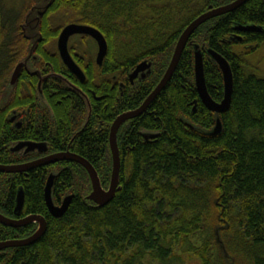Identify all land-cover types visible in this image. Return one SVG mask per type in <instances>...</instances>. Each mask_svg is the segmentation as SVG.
Returning a JSON list of instances; mask_svg holds the SVG:
<instances>
[{
  "label": "trees",
  "instance_id": "16d2710c",
  "mask_svg": "<svg viewBox=\"0 0 264 264\" xmlns=\"http://www.w3.org/2000/svg\"><path fill=\"white\" fill-rule=\"evenodd\" d=\"M231 1L55 0L42 17L44 41L37 47V62L45 72L53 69L88 95L89 119L85 124L82 97L57 78L43 82L47 103L32 99L22 127L11 126L5 108L11 100L24 101L18 96L6 102L0 98V163H22L40 155L12 152L18 141L46 142L48 153L71 151L88 159L107 187L112 121L136 109L156 86L185 27L211 5ZM61 5L67 11V24L94 26L108 42L102 65L90 50L80 53L69 45L86 76L83 82L63 63L57 47L51 51L43 46L47 37L56 38L58 31L44 24L50 25L51 12ZM16 6L0 0V84L27 48L21 31L24 21L20 24L22 7ZM195 43L203 51L213 48L222 54L233 71L231 105L220 115L223 128L215 135L207 133L215 125V114L196 89ZM262 46L264 0H248L192 34L165 89L141 115L119 128L120 185L102 207L88 199L90 178L77 162L62 160L27 172H0V212L16 215L22 187V215H42L48 223L34 244L1 250L0 264H179L186 254L198 257L200 264H264V76L247 59ZM143 60L154 61L153 71L133 85L129 74ZM204 73L209 94L221 101L223 74L207 53ZM29 78L34 88L38 80ZM145 131L156 136L145 139ZM52 171L57 173L55 203L73 194L61 217L50 214L44 198ZM36 228V223L16 228L0 223V241L27 237Z\"/></svg>",
  "mask_w": 264,
  "mask_h": 264
},
{
  "label": "water",
  "instance_id": "95a60500",
  "mask_svg": "<svg viewBox=\"0 0 264 264\" xmlns=\"http://www.w3.org/2000/svg\"><path fill=\"white\" fill-rule=\"evenodd\" d=\"M55 0H39L36 2L27 12L24 22L22 23V34L23 36L31 40V44L29 47L28 54L23 57L14 67L13 72L9 78V89L14 87L24 70H27L29 74L35 75L39 74V80L36 86V95L39 99L46 102L44 93H43V82L49 78H57L63 81L68 85L70 90L78 93L82 99L85 101L87 107V117L85 120V124L87 123L90 112H91V104L90 98L88 95L75 83L69 81L67 78L62 76L59 73L54 72L52 69L51 73L46 75L40 74L38 69H34L30 67L29 60L32 58L36 60L39 56L36 53L38 44L43 39V34L41 32V21L42 17L47 11L48 8L52 6ZM248 0H233L230 3L221 5V6H210L208 10L199 14L196 18H194L181 32L177 42L175 44L173 54L168 63V66L156 84V86L152 89V91L148 94V96L142 101V103L133 110H128L120 113L116 116V118L112 121L110 126L109 133V146L112 155V171L110 182L107 188L102 186L99 174L93 164L86 159L85 157L73 153L71 151H60L55 153H47L42 157L36 158L31 161L22 162V163H14V164H1L0 163V172L1 173H18V172H27L35 167L53 164L62 160L74 161L81 164L87 171L90 182H91V191L88 195V199L92 200L97 206L102 207L108 204L115 196L116 191L120 185V170H121V157L120 150L117 140V133L121 125L129 119L138 117L141 115L150 104L157 98L160 92L165 89L169 81L171 80L182 53L189 43V40L192 34L205 22L216 18L225 13L236 10ZM76 34L88 35L92 37L98 46V51L96 55V62L98 65H102L107 53H108V42L104 36V34L94 26L81 24V23H68L66 24L59 33L57 39V47L60 54V57L63 63L69 68V70L75 74L80 81H84L86 76L82 70V68L77 64L74 60L73 56L69 51V40L72 36ZM194 47V77L196 89L199 94V97L202 103L206 106L208 110L215 114V125L211 130H209V134L215 135L219 134L222 131L223 125L221 121L220 115L227 110H229L232 94H233V86H234V77L231 65L227 58H225L222 54L214 50L213 48H207L203 51L199 44H193ZM204 53H207L211 59L219 65L224 80V97L221 101L214 100L209 91L207 89L206 81H205V73H204ZM153 71V62L150 60H143L139 62L136 67L130 72L129 79L131 83H134L136 79L143 80L148 77ZM143 136L145 139H149L156 136V133L151 132H143ZM49 150L48 144L46 142H35V141H18L11 146V151L16 153H21L24 155L32 154V153H46ZM57 178V173L52 171L47 178L45 188H44V198L47 205V208L50 214L54 217H61L67 208L69 207L71 200L73 198V194L66 195L60 204H56L53 197V186L55 180ZM25 200V194L22 187H19L16 204L14 212L16 214L15 217L7 216L0 212V223L5 226H10L13 228L26 226L31 223H36V230L29 236L24 238H16V239H7L0 241V251L10 248V247H19V246H27L34 244L37 242L46 232L47 230V220L44 216L38 214H29L24 217H18L22 214L23 205Z\"/></svg>",
  "mask_w": 264,
  "mask_h": 264
},
{
  "label": "rangeland",
  "instance_id": "374dc122",
  "mask_svg": "<svg viewBox=\"0 0 264 264\" xmlns=\"http://www.w3.org/2000/svg\"><path fill=\"white\" fill-rule=\"evenodd\" d=\"M9 4H14V2H16L18 4V6H16L17 8L22 7V11L19 12V15L22 16V19H20V24L24 21L25 16H26V12L39 0H6ZM67 13L66 10H64V8L62 7V5L57 8L56 10H54V12H51V15L53 16L54 19H52L50 25L49 23H45L44 27L46 29H48L47 27H49V30L53 29V32L56 30L58 31V33L56 32V38H50L47 37L46 38V43H44L43 46H45L46 48H48L51 51H54L57 47V39H58V35L61 31V28L64 27L67 23H66V17L65 14ZM72 21V20H70ZM59 27V28H58ZM44 28V29H45ZM21 30V28H20ZM234 38V37H233ZM26 39V38H25ZM31 44V40L27 39V43L26 46L27 48H25V52L24 55L19 59V61L25 57L28 54L29 51V47ZM71 46H74L75 48H78V52L83 53L85 50H90L91 53L96 56L97 53V44H95V41L92 40L91 38H89L88 36H82V35H77V36H73L70 40V44ZM243 47L241 46L242 50ZM38 53V52H37ZM248 56V62H250V64L253 66V68L256 69L257 73H259L260 75L264 76V47H260L259 49H257L256 51L250 53L247 55ZM17 61L12 70L10 71L9 75L6 77V79L0 84V90H2L1 96L0 98H2L3 102L8 101L9 98L13 99V97L20 93V90H22V96H25L26 99L34 93V89L32 87V80L29 78H24L23 79V86L20 87L18 85H15L12 88H8L9 87V78L13 72L14 67L16 66V64L19 62ZM153 61V60H152ZM154 63V61H153ZM30 67L31 68H35L36 64L33 63V60H30L29 62ZM38 68H42L43 64L40 62L39 65H37ZM154 68V67H153ZM36 85V83H35ZM10 116V115H9ZM174 264V263H173ZM179 264H200V260L198 257H196L195 255H188L186 254L184 256V260L182 261V263Z\"/></svg>",
  "mask_w": 264,
  "mask_h": 264
},
{
  "label": "flooded vegetation",
  "instance_id": "af4514ba",
  "mask_svg": "<svg viewBox=\"0 0 264 264\" xmlns=\"http://www.w3.org/2000/svg\"><path fill=\"white\" fill-rule=\"evenodd\" d=\"M41 28V27H40ZM42 32V31H41ZM42 34H43V32H42ZM92 38V37H91ZM93 39V38H92ZM94 40V39H93ZM43 41H44V36H43V39H42V41L40 42V43H43ZM95 41V40H94ZM39 43V44H40ZM46 43V42H45ZM39 44H38V46H39ZM44 45V44H43ZM58 48V47H57ZM97 50H98V47H97ZM36 53H37V51H36ZM96 55H97V53H96ZM30 60H33V63L34 64H36L35 66V68L34 69H38L39 71H40V74H42V75H46V74H48V72H45V66H43L42 68H38L37 67V65H39L40 64V62H37L38 60H39V57L36 59V60H34V59H30ZM30 60H29V62H30ZM29 64V63H28ZM51 71V70H50ZM50 73V72H49ZM29 76H31V77H36L37 78V80H39V74H35V75H31V74H29L28 73V71L27 70H24L23 72H22V74H21V76H20V78H19V80H18V83L16 84V85H18V86H20V87H22L23 86V79L24 78H29ZM24 77V78H23ZM29 79H31V78H29ZM130 81V80H129ZM20 83V84H19ZM37 83H38V81H36V86H37ZM120 84L124 87V85H125V83L124 82H120ZM131 84H133V85H135L136 84V82H134V83H131ZM36 86H35V89H36ZM22 90H20V93H18V94H16L14 97L15 98H17V96L19 97L18 99L19 100H23L24 102H22V103H19V104H13V101L11 100V101H9V102H11V103H9L8 104V106L5 108V110H8L7 111V117H8V120H9V123L11 124V126H16V127H22V125L26 122V120H27V115H30L29 113L31 112V108H32V103H30L31 102V100L33 99V101L34 102H42L43 103V101H41L38 97H37V95H36V92H35V98H33V96H32V94L28 97V99L26 100V97L25 96H22ZM99 98V97H98ZM15 100V99H14ZM1 102H3V100H2V98H1ZM44 104V103H43ZM25 114H27L26 116H25ZM10 115V116H9ZM49 151H47L46 153H40V155L37 157V158H39V157H42V156H44L45 154H47ZM14 164V163H13ZM62 202V201H61ZM6 215V214H5ZM8 216V215H7ZM16 216V215H15ZM15 216H10V217H15ZM18 217H24L22 214L20 215V216H18Z\"/></svg>",
  "mask_w": 264,
  "mask_h": 264
}]
</instances>
